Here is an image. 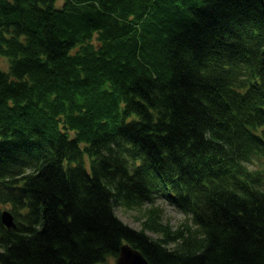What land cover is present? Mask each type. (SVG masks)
<instances>
[{
    "label": "trees",
    "instance_id": "trees-1",
    "mask_svg": "<svg viewBox=\"0 0 264 264\" xmlns=\"http://www.w3.org/2000/svg\"><path fill=\"white\" fill-rule=\"evenodd\" d=\"M57 1L0 0V264H264V0Z\"/></svg>",
    "mask_w": 264,
    "mask_h": 264
},
{
    "label": "rangeland",
    "instance_id": "rangeland-1",
    "mask_svg": "<svg viewBox=\"0 0 264 264\" xmlns=\"http://www.w3.org/2000/svg\"><path fill=\"white\" fill-rule=\"evenodd\" d=\"M62 3V0H58L56 5L61 6ZM0 67L3 70L8 71L9 61L3 57H0ZM155 202L162 207V219L164 221L169 222L170 225L176 226L185 219V213L181 211L178 207L171 205L168 202L162 201L161 198H157ZM3 209L11 211V204H0V210ZM115 210L119 218H121L125 223L137 229L141 228L142 214L140 209L127 208L119 202L116 205ZM97 264H115V256H107L103 262Z\"/></svg>",
    "mask_w": 264,
    "mask_h": 264
},
{
    "label": "water",
    "instance_id": "water-1",
    "mask_svg": "<svg viewBox=\"0 0 264 264\" xmlns=\"http://www.w3.org/2000/svg\"><path fill=\"white\" fill-rule=\"evenodd\" d=\"M1 221L7 228L14 227V216L8 210L1 212ZM115 264H153L142 254V252L128 242H123L115 260Z\"/></svg>",
    "mask_w": 264,
    "mask_h": 264
},
{
    "label": "bare ground",
    "instance_id": "bare-ground-1",
    "mask_svg": "<svg viewBox=\"0 0 264 264\" xmlns=\"http://www.w3.org/2000/svg\"><path fill=\"white\" fill-rule=\"evenodd\" d=\"M123 242H128V241H123ZM123 242H122V243H123ZM128 243H130V242H128ZM130 244H131V243H130ZM131 245H132V244H131ZM132 246H133V245H132Z\"/></svg>",
    "mask_w": 264,
    "mask_h": 264
}]
</instances>
